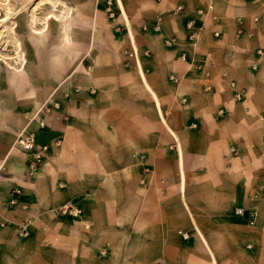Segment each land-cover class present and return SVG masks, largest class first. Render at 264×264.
I'll return each instance as SVG.
<instances>
[{
	"label": "crops",
	"instance_id": "0c3cea01",
	"mask_svg": "<svg viewBox=\"0 0 264 264\" xmlns=\"http://www.w3.org/2000/svg\"><path fill=\"white\" fill-rule=\"evenodd\" d=\"M41 1L50 26L0 102V264H264V0H113L114 24L106 0ZM23 128L48 146L33 177ZM66 202L78 218L50 213Z\"/></svg>",
	"mask_w": 264,
	"mask_h": 264
},
{
	"label": "built area",
	"instance_id": "2783aa9c",
	"mask_svg": "<svg viewBox=\"0 0 264 264\" xmlns=\"http://www.w3.org/2000/svg\"><path fill=\"white\" fill-rule=\"evenodd\" d=\"M211 9H212V6L208 5L207 10H211ZM181 10H182V7L178 6V7L172 8L168 14L169 15H176L177 13L181 12ZM103 11H104L107 19L109 20V22L114 24L117 20V13L114 10L113 0H106L105 1ZM198 14L199 15L203 14V11H199ZM253 20H254V22H257L256 18H254ZM162 21H163L162 16H157L154 19V21L150 27V29L153 33H160L161 32ZM144 30H146V27H144ZM116 31H119V29L117 28ZM185 31H186L187 41L190 44L194 45L198 39L200 30L195 25V22L193 20L188 21L186 23ZM213 35H214V37H218L219 33H214ZM240 35H241V31L237 30L236 37L238 38V37H240ZM173 45H174V39H169V40L165 41L166 47H172ZM258 53L260 54L261 51H258ZM145 54L147 55V52ZM130 56L135 57V52L132 51ZM180 60L186 61V55L181 54ZM204 75H205V77H208L209 73L205 72ZM170 79L174 80V79H172V77H170ZM229 86L232 89L233 100L236 102L241 101L245 95V89L237 87V85L235 84L234 81H230ZM205 89L207 91H210V87H205ZM65 96H67V95H65ZM52 107H54L56 109L59 108L58 104H56V103H53L51 107H49L48 105H43L33 115L32 118L34 120H36L39 127L43 128L45 125L44 119H41L39 115L40 114H42V115L43 114H49ZM218 114L221 115L222 112L219 111ZM191 127L194 128L195 125H192ZM14 146L17 149H19L21 152L26 153L28 155L27 176L33 177L37 173L40 166L42 165L44 158H45V155L47 154L48 147L46 145H37L35 133L28 130L27 128H23L21 131L18 132V134L16 135V138L14 140ZM262 195H264V184H258L251 197H252V199L256 200L259 197H261ZM20 196H21V191L19 189H17V188L11 189V191L9 192L8 197H7V205L9 207H15V206L19 205ZM20 207L22 210L26 209V206L24 204H21ZM50 213L55 217H72V218H78L81 214L80 210L75 208L69 202L62 204L61 206H59L55 209H51ZM234 214L236 216L245 218L246 222L249 226H254L256 223L257 217H258V211L255 208H251L249 210H246L243 207H237L234 210ZM30 223H31V220L26 219L18 225V231H19L18 234L20 236H23V237L27 236V234H28L27 228L30 225ZM85 228L87 229V227H85ZM179 234H181V236H183L185 238L187 237L186 233L179 232Z\"/></svg>",
	"mask_w": 264,
	"mask_h": 264
},
{
	"label": "rangeland",
	"instance_id": "374dc122",
	"mask_svg": "<svg viewBox=\"0 0 264 264\" xmlns=\"http://www.w3.org/2000/svg\"><path fill=\"white\" fill-rule=\"evenodd\" d=\"M47 17L49 13L41 0H0V102L9 91L8 81L17 79L21 65L32 55L35 35L47 25L49 28ZM0 119L2 137L8 127L1 116Z\"/></svg>",
	"mask_w": 264,
	"mask_h": 264
},
{
	"label": "bare ground",
	"instance_id": "6f19581e",
	"mask_svg": "<svg viewBox=\"0 0 264 264\" xmlns=\"http://www.w3.org/2000/svg\"><path fill=\"white\" fill-rule=\"evenodd\" d=\"M120 3V2H119ZM121 5V4H120ZM122 6V5H121ZM48 147V146H47ZM15 150V149H14ZM242 218V217H241ZM243 219V218H242ZM245 220V219H244ZM258 221V220H257ZM205 242V241H204Z\"/></svg>",
	"mask_w": 264,
	"mask_h": 264
}]
</instances>
